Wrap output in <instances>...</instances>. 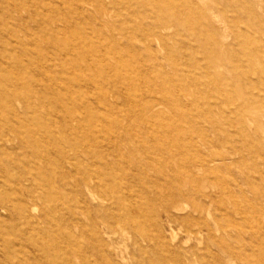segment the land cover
I'll list each match as a JSON object with an SVG mask.
<instances>
[{
    "label": "rangeland",
    "instance_id": "374dc122",
    "mask_svg": "<svg viewBox=\"0 0 264 264\" xmlns=\"http://www.w3.org/2000/svg\"><path fill=\"white\" fill-rule=\"evenodd\" d=\"M172 239L264 264V0H0V264H155Z\"/></svg>",
    "mask_w": 264,
    "mask_h": 264
},
{
    "label": "bare ground",
    "instance_id": "6f19581e",
    "mask_svg": "<svg viewBox=\"0 0 264 264\" xmlns=\"http://www.w3.org/2000/svg\"><path fill=\"white\" fill-rule=\"evenodd\" d=\"M89 197L92 198V195H89ZM92 199L94 200V198H92ZM106 200L107 199H105L104 201H106ZM33 201H34V199H33ZM36 208H37L36 206H34L32 208V210H31L32 213H35ZM124 209H125V213H124L125 215L124 216L120 215V217H117V216L114 217L115 220H114V226L113 227L110 228L109 224L102 223L103 224V226H102L103 232H104V235L106 236V241H107L106 245H107L109 251L111 253L113 252L112 256H115V257L118 256L117 248L119 247L118 246L117 237L119 235H124L125 233H127L128 229H130L129 226L131 227V225H133L135 223V221L138 220V218H139V216L141 214V210L135 209V207L133 208L132 206L131 207L130 206H125ZM29 216L31 218H36V219L40 218V215H34L33 216V215H30V214L26 217L25 223L23 224L24 229L22 231H23V233H27V234L29 232H31L32 227H33L32 223L30 222ZM167 216H169L168 212H167ZM189 231H191V233H192V230H188L187 233H189ZM200 231H201V229H198V232H200ZM174 239H172V243H170V245L168 247V252L164 256V258L153 256L152 258L150 257V260L152 262H154V259L156 258L155 264H182L181 261L183 259V260H185V262L187 264H197V262L199 261V256L195 255V257L193 258V254H190V251H188V250H185V251L184 250H180V244H173V242L175 243ZM183 244L185 245V243H183ZM198 245H200V244H198ZM149 247L152 248V246H150V245H149ZM192 249L194 251L196 248H192ZM135 258L136 257H134V256H133V258L132 257H129V258L122 257L123 262L122 263L118 262V263L119 264H136L135 260H134ZM64 260H66V259H64ZM59 264H71V263H69L68 261H62Z\"/></svg>",
    "mask_w": 264,
    "mask_h": 264
}]
</instances>
